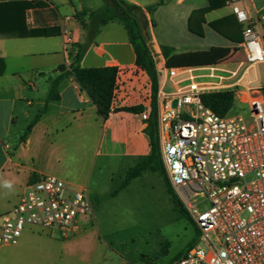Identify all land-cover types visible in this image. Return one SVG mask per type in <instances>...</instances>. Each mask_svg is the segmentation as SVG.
Returning <instances> with one entry per match:
<instances>
[{
    "label": "built area",
    "instance_id": "built-area-1",
    "mask_svg": "<svg viewBox=\"0 0 264 264\" xmlns=\"http://www.w3.org/2000/svg\"><path fill=\"white\" fill-rule=\"evenodd\" d=\"M226 5L242 28L243 59L233 67H168L153 56L163 80L156 97L162 163L199 230L198 243L172 264H264V82L257 73L264 67V37L251 0ZM122 74L118 70L113 102L123 88ZM221 92L246 105L248 119L219 115L204 104V95ZM152 111L141 112L140 119L148 122ZM92 216L86 188L42 175L0 216V245H16L27 227L69 239Z\"/></svg>",
    "mask_w": 264,
    "mask_h": 264
},
{
    "label": "crops",
    "instance_id": "crops-1",
    "mask_svg": "<svg viewBox=\"0 0 264 264\" xmlns=\"http://www.w3.org/2000/svg\"><path fill=\"white\" fill-rule=\"evenodd\" d=\"M125 1L143 10V21L146 19V8L153 6L141 0ZM251 1V15L260 20L264 37V0ZM31 2L38 3L39 6L24 10V4ZM173 2L172 5L178 10L175 14L177 17L173 20L182 23L188 31L189 20L194 12L207 10L201 16L197 14L191 17L193 28L199 30L202 27L204 36L189 33L200 38L205 37L206 28L212 29L209 26L211 22L231 18L235 25L231 30L226 25L223 26L230 39L212 29L227 42L225 47L211 46L203 50L222 52L231 62H212L198 66L222 64L233 67L243 59L240 49L242 28L226 3L210 10L209 0ZM3 3L13 4L9 8L12 11V25L24 21L29 30L58 28L60 33L47 37L0 35V216L17 204L20 195L33 179L37 180L42 175L84 174L98 158L136 165L151 150L145 133L148 123L140 119L141 112L120 109L141 107L142 112L148 108L153 109V98H148L149 91L152 92V83L148 74L135 63L128 31L122 23L109 21L99 27V32L80 62L84 69H115L108 116L102 118L78 81L74 77H68L60 85L58 98L47 104L46 111L35 123L26 140L21 141L29 122L46 106L50 90L46 78L58 77L61 66L65 70L69 69L77 46L86 40L85 25L94 28V24L89 21V15L87 22L76 15L79 8L85 9L86 0H0V4ZM99 9L94 8L92 12ZM164 9L167 8L160 7L152 11V28L162 20L160 12ZM201 19L205 21L203 24L200 23ZM162 43L157 41L151 31L147 39L151 57L153 59L154 56L157 61L165 60L166 64L163 47L171 50L170 56L174 52H203L180 53L174 44ZM120 69L125 73L120 75L123 88L116 102H113ZM162 82H159L158 91ZM73 184L86 188L82 184ZM83 227L84 223L78 234L84 231Z\"/></svg>",
    "mask_w": 264,
    "mask_h": 264
},
{
    "label": "rangeland",
    "instance_id": "rangeland-1",
    "mask_svg": "<svg viewBox=\"0 0 264 264\" xmlns=\"http://www.w3.org/2000/svg\"><path fill=\"white\" fill-rule=\"evenodd\" d=\"M141 1L152 4L154 10L167 8L160 12L162 20L154 28L150 22L154 12L145 10L144 19L148 37L153 31L163 45L174 44L180 53L227 45L212 29L206 28L205 37L200 38L173 20L178 11L172 5L174 0ZM86 2L85 9L76 11L78 17L84 18L83 22L88 21L87 16L94 8L105 4L103 0ZM223 26L221 29L225 31ZM92 29L85 25L86 36ZM183 61V54L175 52L169 59L173 65H181ZM212 62L231 61L224 53L215 51L204 64ZM257 73L264 82V67H258ZM234 102L228 113L248 119L247 106L235 99ZM134 166L98 158L84 174L55 175L86 187L93 206L92 219L86 217L84 231L69 239H62L53 231L27 227L16 245H0V264H172L185 255L198 243L199 231L187 211L181 212L173 203L165 182L166 171L165 175L160 170L146 171L119 191L127 171ZM176 197L181 203L177 194Z\"/></svg>",
    "mask_w": 264,
    "mask_h": 264
},
{
    "label": "trees",
    "instance_id": "trees-1",
    "mask_svg": "<svg viewBox=\"0 0 264 264\" xmlns=\"http://www.w3.org/2000/svg\"><path fill=\"white\" fill-rule=\"evenodd\" d=\"M104 6L99 10L89 14V21L94 24V28L87 34L84 43L77 46L76 52L72 56V61L68 70H65L64 66H61L60 75L56 78L47 77L46 80L50 85L49 94L46 100V106L38 111V113L29 122L21 141H25L35 123L39 120L41 115L46 111L47 104L50 101L56 100L59 96V88L68 77H74L80 86L87 92L92 102L97 107L98 114L102 118H106L110 112V102L112 96V90L115 78L114 68H101V69H84L81 68L80 62L85 55L88 47L93 43L95 36L99 32V27L106 24L109 21H118L122 23L128 31L129 41L134 49L135 63L141 67L150 77L152 83L153 94V111L149 121L147 122V128L145 130L146 135L150 141V153L148 156L141 159L134 167L130 168L122 182L119 191L127 188L132 180L140 177L144 172H157L162 171L165 175V170L162 163L157 118H156V96L159 85V78L155 69L153 59L150 51L147 47L148 35L145 30V24L143 21V10L133 4L126 2L125 0H103ZM209 9H216L225 5L226 0H209ZM13 4H0V35L10 37H42V36H55L59 35L60 30L58 28H45V29H27L24 21L12 25L10 23L11 9ZM39 6L38 3H25L24 10L27 8H33ZM152 12L155 7L148 6L146 8ZM207 10H198L193 15H203ZM192 15V16H193ZM10 16V17H9ZM191 16V17H192ZM191 17L189 20V31L203 37L204 33L202 27L196 30L191 25ZM9 18V19H8ZM205 21L201 19L200 23ZM200 24V25H201ZM221 25H226L228 30L234 29L235 25L232 23L231 18H224L222 20L214 21L209 26L219 34L230 39L228 33L221 29ZM213 51H203L196 53L183 54L184 61L181 65H173L169 62L171 50L168 47H163L164 56L167 60L168 67H195L204 64L206 60L212 57ZM204 104L212 109L215 113L225 116L234 107V95L231 92H221L214 94H206L202 97ZM121 111L128 112H142L141 107H129L122 108ZM32 181H35L34 179ZM168 193L171 195L173 203L181 212L186 213L182 204L176 197V192L170 186L167 178L165 177ZM115 195L117 192L114 193ZM199 231V230H198ZM191 248V246H190ZM184 255H181L182 257ZM179 257V258H180ZM178 259V258H177Z\"/></svg>",
    "mask_w": 264,
    "mask_h": 264
}]
</instances>
